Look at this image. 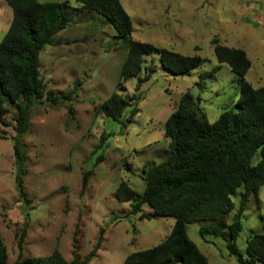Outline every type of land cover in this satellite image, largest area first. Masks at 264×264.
<instances>
[{"label": "rangeland", "instance_id": "rangeland-1", "mask_svg": "<svg viewBox=\"0 0 264 264\" xmlns=\"http://www.w3.org/2000/svg\"><path fill=\"white\" fill-rule=\"evenodd\" d=\"M64 2L71 16L67 28L55 35V43L40 54V75L60 98L46 96L34 103L30 126L22 137L27 175L24 186L30 202L19 193L14 155L16 108L4 103L7 112L0 122V236L7 251L6 264H14L23 237V257H47L60 251L73 259L74 238L83 262L104 229L95 258L87 264H123L125 258L164 240L174 217L157 216L148 205L132 213L130 202H121L115 192L124 181L142 193L144 169L167 158L169 139L165 125L181 97L192 93L197 107L210 122L226 110L235 109L240 97L239 77L227 64H219L215 43L240 48L251 60L245 79L255 88L264 85V0H120L133 25L132 38L184 55H199L205 62L190 75L166 70L158 54L145 57L144 68L157 65L152 78L137 89V78L120 79L128 45L120 39L106 17L88 10L76 0ZM13 19V10L0 0V43ZM218 70L205 79L200 74ZM80 82L78 90L75 83ZM126 99L139 95L138 114L124 125L107 117L101 105L113 94ZM109 136L103 146L101 134ZM102 161L95 165L97 158ZM259 160L256 156L255 163ZM242 191V190H240ZM226 218L229 224L239 205ZM237 239L240 249L254 233L264 234V185L252 196L242 217ZM188 226L189 237L210 264H240L230 256L226 241L200 235L201 226Z\"/></svg>", "mask_w": 264, "mask_h": 264}, {"label": "trees", "instance_id": "trees-1", "mask_svg": "<svg viewBox=\"0 0 264 264\" xmlns=\"http://www.w3.org/2000/svg\"><path fill=\"white\" fill-rule=\"evenodd\" d=\"M13 10L11 25L0 43V122L7 112L4 103L13 105L14 155L17 165L16 184L20 196L30 202L24 186L27 175L26 154L22 137L30 126V113L35 102L46 96L58 103L60 98L40 75L41 51L55 43V35L67 28L71 16L64 2H39L38 0H5ZM88 10L106 17L116 29L118 36L128 45L127 58L122 66L120 79L137 78V89L148 82L157 70L151 63L144 68L145 57L159 55L162 66L174 75H190L205 59L199 55H184L151 43L132 38V20L120 0H76ZM215 43L219 64H227L239 77L240 97L235 109L224 111L210 122L197 107L192 93L186 92L178 107L168 117L165 137L169 139L167 158L158 164H149L144 169L146 187L142 193L122 182L116 189L117 199L131 203L132 213L142 211L144 205L154 210L157 216L174 217L175 223L168 236L155 246L129 254L123 264H210L207 256L189 237L188 226L195 222L209 223L201 226L200 235H212L226 241L229 255L240 264H264V234L254 233L246 240L244 250L237 244L242 230V217L252 196L257 197L264 185V85L255 88L245 76L251 68V60L240 48ZM200 74L205 79L216 72ZM80 85L75 83L74 94ZM139 95L126 99L113 93L101 110L117 122L130 108L124 125L138 114ZM103 132L98 148L108 138ZM256 156L259 160L255 163ZM103 156L97 158L98 165ZM242 190V191H240ZM239 195V205L227 224L226 218L234 210L233 196ZM104 229L82 262L74 238L73 259L67 260L60 251L47 257H23V237L19 241V256L14 264H87L100 250ZM8 261V251L0 236V264Z\"/></svg>", "mask_w": 264, "mask_h": 264}]
</instances>
